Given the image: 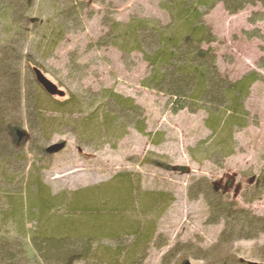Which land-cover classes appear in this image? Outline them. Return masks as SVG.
<instances>
[{
  "label": "rangeland",
  "instance_id": "374dc122",
  "mask_svg": "<svg viewBox=\"0 0 264 264\" xmlns=\"http://www.w3.org/2000/svg\"><path fill=\"white\" fill-rule=\"evenodd\" d=\"M163 2L0 0V121L24 133L0 140V242L12 257L2 264H56L34 237L95 218L125 233L83 242L71 264H264V5L230 14L219 3L204 19L224 79L259 76L242 106L187 100L178 110L144 87L143 54L99 43L113 21L169 23ZM113 95L139 111L117 114ZM53 145L63 149L49 154ZM88 191L96 201L74 204Z\"/></svg>",
  "mask_w": 264,
  "mask_h": 264
},
{
  "label": "trees",
  "instance_id": "16d2710c",
  "mask_svg": "<svg viewBox=\"0 0 264 264\" xmlns=\"http://www.w3.org/2000/svg\"><path fill=\"white\" fill-rule=\"evenodd\" d=\"M163 2V8L169 13L170 21L167 24L146 18H132L127 23L113 21V27L100 40L101 46H113L123 54L141 53L151 67L149 76L144 82V87L170 95L175 100L173 109H186L187 100L193 102L214 103L215 101H230L242 106V101L249 95L253 83L259 80V76H245L238 83L225 80L217 67V56L211 49L205 47L216 42L217 38L205 23L206 15L219 3H223L230 14H236L249 6L264 5V0H167ZM5 16H10L11 6L6 5ZM72 8H76L72 5ZM256 21L264 19V14H256ZM68 16L66 21L69 22ZM155 23V22H153ZM38 68H33V73ZM37 82V80H36ZM37 84L43 88L38 82ZM49 95V94H48ZM51 96V95H50ZM54 97V96H52ZM122 106L117 114H130L139 111L131 100H124L118 95L112 96ZM202 105V104H201ZM199 107V106H198ZM202 107V106H200ZM200 109V108H198ZM234 110V109H233ZM236 110V109H235ZM133 111V112H134ZM175 111V110H174ZM130 112V113H129ZM117 118L118 115H116ZM113 126L112 122L108 123ZM5 132L9 135L2 138ZM10 135L18 142H22L24 133L17 125L0 121V140H9ZM110 198H115L114 193L108 191ZM92 192L81 193L74 199V204L79 205L84 201H96ZM123 200V201H122ZM114 203L125 204L122 197H118ZM92 203V202H91ZM113 218V217H112ZM92 219V218H91ZM90 219V220H91ZM89 220V221H90ZM98 218L94 220L92 227H81L80 223L60 220L56 234L53 236L36 235L35 243L40 244L39 251L49 261L53 259L56 264H71L80 254L78 246L88 245L95 241V237L110 239L122 238L125 233L117 228L113 220ZM91 222V221H90ZM105 223L103 226L100 224ZM125 222H123V225ZM137 226H135L136 228ZM82 228L88 231H83ZM85 235H84V234ZM107 233V234H105ZM94 236V238L92 237ZM40 237L41 240H37ZM86 237V239H84ZM43 244V246H42ZM84 248L88 252L90 248ZM9 247L0 242V264L12 260ZM138 249V247H137ZM82 251V252H83ZM81 252V253H82ZM109 257H117L106 251H101ZM100 255V253H96ZM133 257L136 255L133 254ZM137 259L133 258V261Z\"/></svg>",
  "mask_w": 264,
  "mask_h": 264
},
{
  "label": "water",
  "instance_id": "95a60500",
  "mask_svg": "<svg viewBox=\"0 0 264 264\" xmlns=\"http://www.w3.org/2000/svg\"><path fill=\"white\" fill-rule=\"evenodd\" d=\"M35 77L37 82L43 87V89L51 96H55L58 93V88L51 81H49L43 73L39 70H35ZM63 149V145H53L47 149L49 154H55Z\"/></svg>",
  "mask_w": 264,
  "mask_h": 264
}]
</instances>
